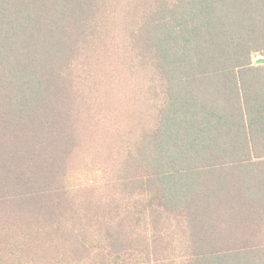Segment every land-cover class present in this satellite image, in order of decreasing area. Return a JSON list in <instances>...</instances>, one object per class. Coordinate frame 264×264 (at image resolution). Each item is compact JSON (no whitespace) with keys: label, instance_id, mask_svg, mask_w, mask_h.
Listing matches in <instances>:
<instances>
[{"label":"trees","instance_id":"obj_1","mask_svg":"<svg viewBox=\"0 0 264 264\" xmlns=\"http://www.w3.org/2000/svg\"><path fill=\"white\" fill-rule=\"evenodd\" d=\"M264 0H0V264H264Z\"/></svg>","mask_w":264,"mask_h":264},{"label":"water","instance_id":"obj_2","mask_svg":"<svg viewBox=\"0 0 264 264\" xmlns=\"http://www.w3.org/2000/svg\"><path fill=\"white\" fill-rule=\"evenodd\" d=\"M261 63H264V60L257 61V64H261Z\"/></svg>","mask_w":264,"mask_h":264}]
</instances>
